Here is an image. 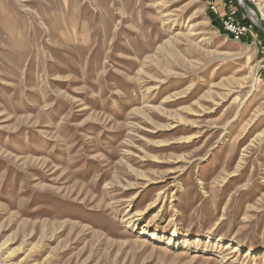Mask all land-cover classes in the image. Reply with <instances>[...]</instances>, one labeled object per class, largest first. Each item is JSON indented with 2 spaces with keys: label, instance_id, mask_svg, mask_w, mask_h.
Segmentation results:
<instances>
[{
  "label": "rangeland",
  "instance_id": "1",
  "mask_svg": "<svg viewBox=\"0 0 264 264\" xmlns=\"http://www.w3.org/2000/svg\"><path fill=\"white\" fill-rule=\"evenodd\" d=\"M213 18L0 0V264H264V74Z\"/></svg>",
  "mask_w": 264,
  "mask_h": 264
},
{
  "label": "built area",
  "instance_id": "2",
  "mask_svg": "<svg viewBox=\"0 0 264 264\" xmlns=\"http://www.w3.org/2000/svg\"><path fill=\"white\" fill-rule=\"evenodd\" d=\"M210 14L218 21L223 33L231 39L241 42L246 41L254 45L259 54L256 62L257 76L264 74V41L254 30V24L249 17L241 12L239 0H204ZM258 7V2L249 0ZM249 20V22L246 21Z\"/></svg>",
  "mask_w": 264,
  "mask_h": 264
},
{
  "label": "water",
  "instance_id": "3",
  "mask_svg": "<svg viewBox=\"0 0 264 264\" xmlns=\"http://www.w3.org/2000/svg\"><path fill=\"white\" fill-rule=\"evenodd\" d=\"M240 6H242L246 12L249 14V20L254 24L256 28H258L261 32H264V27L260 24L258 20H254L256 13L255 11L246 4L245 0H239Z\"/></svg>",
  "mask_w": 264,
  "mask_h": 264
},
{
  "label": "bare ground",
  "instance_id": "4",
  "mask_svg": "<svg viewBox=\"0 0 264 264\" xmlns=\"http://www.w3.org/2000/svg\"><path fill=\"white\" fill-rule=\"evenodd\" d=\"M253 19H254V18H253ZM254 20H255V19H254ZM259 80H260V78H259V77L256 75V73H255V82H257V81H259ZM105 173H106V172H105ZM102 177L104 178V177H106V175H103ZM142 231H143V232L141 233L142 235H144V234L147 233L146 230H145V228L142 229ZM151 235L153 236V234H151ZM172 235H173V236H176L177 234H176L175 232H173ZM207 237H208L209 239H211V235H207Z\"/></svg>",
  "mask_w": 264,
  "mask_h": 264
},
{
  "label": "trees",
  "instance_id": "5",
  "mask_svg": "<svg viewBox=\"0 0 264 264\" xmlns=\"http://www.w3.org/2000/svg\"><path fill=\"white\" fill-rule=\"evenodd\" d=\"M241 10H242V9H241ZM213 19H214V23H215V25L219 26L218 21H217L215 18H213ZM246 21L249 22L248 19H246ZM253 27H254V30L258 33V35H259L261 38H264L263 33H262L258 28H256L255 26H253ZM219 28H220V26H219ZM220 30H221V28H220ZM221 31H222V30H221ZM222 32H223V31H222Z\"/></svg>",
  "mask_w": 264,
  "mask_h": 264
}]
</instances>
